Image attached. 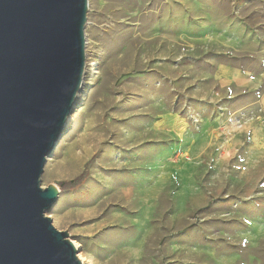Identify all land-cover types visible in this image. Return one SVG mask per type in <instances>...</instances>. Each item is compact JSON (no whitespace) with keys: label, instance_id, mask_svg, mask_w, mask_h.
Wrapping results in <instances>:
<instances>
[{"label":"rangeland","instance_id":"1","mask_svg":"<svg viewBox=\"0 0 264 264\" xmlns=\"http://www.w3.org/2000/svg\"><path fill=\"white\" fill-rule=\"evenodd\" d=\"M86 43L55 228L88 264H264V0H89Z\"/></svg>","mask_w":264,"mask_h":264},{"label":"water","instance_id":"2","mask_svg":"<svg viewBox=\"0 0 264 264\" xmlns=\"http://www.w3.org/2000/svg\"><path fill=\"white\" fill-rule=\"evenodd\" d=\"M89 0H0V264H83L42 187L83 86Z\"/></svg>","mask_w":264,"mask_h":264},{"label":"bare ground","instance_id":"3","mask_svg":"<svg viewBox=\"0 0 264 264\" xmlns=\"http://www.w3.org/2000/svg\"><path fill=\"white\" fill-rule=\"evenodd\" d=\"M72 123V118L69 116L68 119H67V124H66V128H68ZM76 247L78 250H80L79 252V258L80 260L82 261L83 264H88L89 263V260L86 258L85 254L82 253V249L80 247L79 244H76Z\"/></svg>","mask_w":264,"mask_h":264},{"label":"trees","instance_id":"4","mask_svg":"<svg viewBox=\"0 0 264 264\" xmlns=\"http://www.w3.org/2000/svg\"><path fill=\"white\" fill-rule=\"evenodd\" d=\"M62 186L64 187L65 186V183H63Z\"/></svg>","mask_w":264,"mask_h":264}]
</instances>
